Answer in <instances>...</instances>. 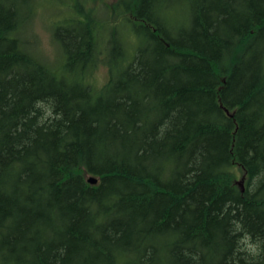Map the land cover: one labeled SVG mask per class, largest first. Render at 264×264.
<instances>
[{
    "label": "trees",
    "instance_id": "trees-1",
    "mask_svg": "<svg viewBox=\"0 0 264 264\" xmlns=\"http://www.w3.org/2000/svg\"><path fill=\"white\" fill-rule=\"evenodd\" d=\"M115 7L94 92L104 23L78 3L55 71L0 0V264H264V0Z\"/></svg>",
    "mask_w": 264,
    "mask_h": 264
},
{
    "label": "rangeland",
    "instance_id": "rangeland-1",
    "mask_svg": "<svg viewBox=\"0 0 264 264\" xmlns=\"http://www.w3.org/2000/svg\"><path fill=\"white\" fill-rule=\"evenodd\" d=\"M118 0H33V12L25 27L23 38L24 47L51 69L58 71L62 68L64 56L59 44L53 38L56 25L75 17V6L83 4L85 12L91 11L97 23H104L99 32L96 47V59L85 71L82 79L98 92L108 80L107 38L110 25H117L120 43L124 49V58L130 60L135 53L137 38L125 23L120 8L115 7ZM77 2V4H76ZM234 184L242 187L245 182L244 172L236 170Z\"/></svg>",
    "mask_w": 264,
    "mask_h": 264
},
{
    "label": "water",
    "instance_id": "water-1",
    "mask_svg": "<svg viewBox=\"0 0 264 264\" xmlns=\"http://www.w3.org/2000/svg\"><path fill=\"white\" fill-rule=\"evenodd\" d=\"M87 182L90 184H96L97 178H95L94 176H89V177H87Z\"/></svg>",
    "mask_w": 264,
    "mask_h": 264
}]
</instances>
